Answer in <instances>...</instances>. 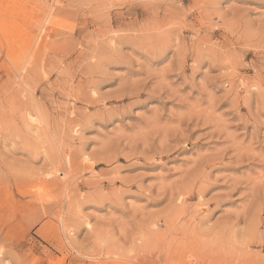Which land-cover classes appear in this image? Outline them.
Returning <instances> with one entry per match:
<instances>
[{
	"label": "rangeland",
	"instance_id": "374dc122",
	"mask_svg": "<svg viewBox=\"0 0 264 264\" xmlns=\"http://www.w3.org/2000/svg\"><path fill=\"white\" fill-rule=\"evenodd\" d=\"M0 264H264V0H0Z\"/></svg>",
	"mask_w": 264,
	"mask_h": 264
}]
</instances>
